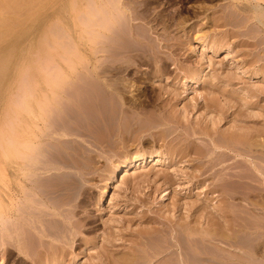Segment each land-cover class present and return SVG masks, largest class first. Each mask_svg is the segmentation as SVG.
Listing matches in <instances>:
<instances>
[{
    "label": "rangeland",
    "instance_id": "374dc122",
    "mask_svg": "<svg viewBox=\"0 0 264 264\" xmlns=\"http://www.w3.org/2000/svg\"><path fill=\"white\" fill-rule=\"evenodd\" d=\"M119 1L124 2V0L108 1L113 13L112 18L119 25V30L135 32L147 26L149 36L156 45L159 44L158 38L165 33L171 46L163 48L164 55L170 56L168 61L170 66H168L173 68L164 75L166 77L159 73L158 77H154L150 72L151 65L147 67L145 64L138 66L137 70L128 71V74L123 73L120 84L126 97L127 104L124 106L142 103L155 97L159 92L163 94L165 88H172L182 91V97L177 102L182 112L189 101L192 102L194 98L199 97V92L202 91L206 98L210 97L207 94L210 90V86L207 89L208 83L202 85L189 83L193 86L187 90L181 85L190 80L191 77L189 78L187 73L191 69L206 68V72L210 71L209 73L214 74L218 80L216 83L218 86L212 88L216 94L223 95L220 93L222 92L220 86L227 81L232 85L229 84L227 92L223 91V96L227 95V98L236 101H241L240 98L245 97L247 105H251L249 108H253L257 114L253 117L248 115V119L245 117L242 124L239 123L242 119H239L240 121L237 119L236 123L232 117L230 120L228 117L225 118L226 120L221 123L223 124L221 131H224L226 126V129L234 134L243 131L241 134L247 138H243L242 142L230 138L232 148L242 147L243 154L223 147L224 150L214 155L216 165L212 171L196 178L176 179V181H170L166 175L170 169L162 163L156 165L151 163L144 170L133 168L129 175H121L118 180L115 179L104 193L108 174L105 168L108 165L109 155L112 162H110V170L126 160L125 158L128 157L126 154H130V151L160 153L169 158L173 146L160 133L155 134L156 142H154L149 132L141 131L140 134L137 130V132L133 131L132 136L130 135L129 141L123 140L121 128L123 126L128 128L129 125L128 122L124 124L121 120L115 126H111V129H118L119 134L121 133L116 138L118 145L114 146L112 152L104 146L106 138L110 137L106 136L105 129L93 132V141L98 143L94 147L88 145L87 151H84L82 145L77 142L81 137L75 134L74 128H78L81 124L87 135L93 124L90 121L89 103H87L88 74L92 71L97 75L100 74L102 61L105 58L101 44L102 36L95 31L91 42L87 26L91 20L98 21L102 18V6L105 0H0V197L9 203L7 197L10 185L12 188L10 194L13 193L14 202H21L20 199L24 195L27 196V192L33 193L34 184L30 180L34 175L38 176L35 177L38 186V197H36L45 203L42 207L49 215L47 219L52 216L51 213L55 217L59 213L65 214L54 217V221L46 219V225L51 229V226L57 229L56 221L62 224L65 222L73 231L79 232L74 240L75 243L73 242L72 253L67 254L66 259L67 263L75 259V264H98L99 251L104 260L111 251L108 247H111L112 243H117L114 249L118 254L129 250L130 247L136 250L144 248L149 254L143 253L142 256L148 258L154 250H163L166 244H161L162 238L169 236L174 227L183 231L189 225L204 224V219L201 217L204 214L200 213L204 211L197 208L194 201L199 199L200 203L209 204L208 199H210L211 204L217 209L224 206L227 210V212L223 211V215L220 209L214 212L213 239L216 241L211 239V242L199 243L191 248L180 245L170 247L167 252L156 255L153 259L154 264H161L159 262L161 258L167 259L166 264H179L178 260L184 253L187 259L190 257L208 259L211 261L210 264L215 263L214 261L217 262L216 264H264V0L263 2L261 0H125L128 6L123 7L124 11ZM135 7L141 12H146L149 23L145 26L136 24L134 27L130 24L128 14ZM151 26L153 29L150 28ZM233 61L232 66L229 63ZM236 65L243 66L248 74H242L240 77L230 73L228 79H225L224 72L228 68L230 72L235 71ZM258 70L262 75L261 78L249 77L250 73ZM232 74L235 78L231 76ZM177 75L180 77H175ZM234 84L236 86H233ZM240 90L245 92L241 93ZM203 109L200 110L205 114ZM134 123L135 129L147 124L145 119L138 117ZM197 123L196 126L201 124L200 121ZM188 128H190L188 122H183L178 127V132H186ZM251 130L256 131L255 138L263 143L260 151L250 149ZM73 146L76 147L75 150ZM63 153L69 156L67 167H59L51 163L50 154H55V159H59L64 156ZM89 158H95L96 165L91 163ZM40 165L53 170L46 171L40 168ZM179 168L192 172L193 167L190 165ZM210 172L212 175H209ZM225 172L228 182L224 181ZM166 189L172 191L171 196L169 199L161 200ZM227 190L229 194L225 195ZM100 196L104 197V203L97 204ZM129 218H134L132 225L126 221ZM197 231L199 232L195 234L197 238L206 234L203 228L199 227ZM182 239H185L184 235ZM120 249L123 250L119 252ZM19 261L29 262L28 264L32 262L31 259L25 260L24 257L15 255L10 258L9 264H20Z\"/></svg>",
    "mask_w": 264,
    "mask_h": 264
},
{
    "label": "bare ground",
    "instance_id": "6f19581e",
    "mask_svg": "<svg viewBox=\"0 0 264 264\" xmlns=\"http://www.w3.org/2000/svg\"><path fill=\"white\" fill-rule=\"evenodd\" d=\"M108 1L105 0V2L103 3L102 18L98 21H92L91 20V22H89L88 26H87V28H88L87 31L89 33V40L91 42H93L95 31H98L100 36H102L101 44L103 47L102 50L105 53L104 54L105 58L102 61V69H101L100 74L98 73V75H97V73H95L93 71L88 74V78H89L88 80L89 81L87 84H88L89 90L86 91L87 92V99H88L87 103H89V109L88 110H89V115L91 116L90 121L93 124L91 127L92 129L88 130L89 133L87 135L84 132V129L82 128L81 124H79L78 128H74L75 134L78 137H81V140H82V141L77 140V142H78V144L82 145L81 147H83L84 151H87L86 149H87L88 145L94 147V146H97V143H98V142L93 141V132L96 130H99V129L100 130L105 129L106 130V136L107 137L110 136V137L106 138L107 141H105L106 144H104V146L108 147L109 150H111V152H112L114 146L118 145V141L116 138L121 133L119 134L120 130H118V129H115V130L111 129V126H115L116 123L120 122V120H121V122H123L124 124H126L125 122H128V125H129L128 128L125 126H123L121 128V131L123 132V135H121V136H123V140L129 141L130 135L133 133V131L134 132L138 131L139 133L142 131V132H149V135L152 136L153 139H151L149 137L148 138L151 139L152 141L154 140V142H156V135L155 134L160 133L161 136L168 139L169 140L168 142H171L173 144V146H171L172 149L169 152V155H170L169 158L164 156L163 154H160V153H151V154L135 153V152L131 153V151H130V154H128V153L126 154L128 156L127 158H125L126 160L122 159L123 161L121 164H116L117 166H115V168H112L110 170H109V168H111L110 167L111 156L109 155V157L107 158L108 159V162H107L108 165L105 168V170L108 171V174L106 176V182H105L106 185L104 188V193L108 191V189L111 186V183L115 179L118 180L119 176L121 177V175L122 176L123 175H129L132 172L131 170L133 168H139V169L143 168L142 170H144V168L146 169V167L148 165H150L151 163H152V165L162 163V164H165L170 169V170H168V172L166 174L167 177L170 178V181L171 180L176 181V179L196 178V177L201 176L205 172L212 171L216 165V162L214 160V157H215L214 155L216 152L224 150L223 147L229 148L232 151L234 150V152H236V153H242V151H241L242 147L241 148L240 147H235V148L233 147L232 148L230 138H234V139H236V141L240 142L241 140H243V138H247L246 136L241 134L243 131L241 133H239L237 131L238 133L234 134L231 131H229L228 129H226L227 126H226V128H224V131H221L220 129L223 127V124H221V123H222V121L226 120L225 118L228 117L230 120L232 117V119H235L236 123H237V119H238V121H240L242 119L239 122L242 124V123H244L243 119L245 117H247L248 115H249L248 117H250V116L253 117V116H256L257 114L253 108H251V109L249 108L251 105L250 106L247 105L248 103H247V101H246L247 99L245 97L244 98L241 97L240 98L241 101H238V100L236 101V100L230 99V97L227 98V95L223 96L224 92L228 91L227 88L230 86L229 84H231V83H227V81H225L224 84L222 83L223 85L220 86V87H222L221 88L222 92H220V93H222L223 95L219 96L220 95L219 93L216 94V92L212 88L218 86L216 84L218 82V80L216 79L214 74L209 73L210 71L206 72V68L202 69L201 67H199L196 70L191 69L189 71V73H187L189 75V78L191 77L190 80H188V83L184 82L181 85L185 86V88L187 90L190 88V86H193V85H189V83L196 84V85H199V84L202 85V84L208 83L207 89H209V86H210V90L207 92V94L210 95V97L206 98L205 95L202 94V91L199 92L198 98L200 100L198 98H194V100L192 102L189 101L184 106L185 110L182 112H181L182 109L180 110V108H178V106H177V102L182 97V91H180V90L178 91V90L172 89V88L171 89L165 88L163 94H159L160 93L159 92L158 95H156L155 97L153 96L152 98H149L148 100H145L144 102L141 101L142 103L139 102V104H138V102H137V104L136 103L129 104L128 107L124 106L127 103H126V97L124 94V90L120 84L121 75L123 73L126 74L128 71L130 72V71L136 69L141 64H143V65L145 64L147 67L149 65H151L152 70L150 72L154 75V77L155 76L158 77V75H157L158 73H159V75H162V76L167 75L170 72V69H173V68L172 67L169 68L170 64H168V61L170 59V56L168 54L164 55L165 51L163 50V48L164 47L169 48L171 45L169 43L170 40L165 33H164V35L162 34L158 38V39H160L158 42L159 44L156 45L155 41L151 40V37L149 36V27L145 26L147 23H149V20L147 18V14L145 11L141 12L137 7L130 10V12L128 14V20L130 21V24H132L133 26L136 24H142L145 27L142 28L141 30H138L135 32L132 30L130 32L119 30V27H118L119 25H117L116 20L114 21L112 18L113 13H112L111 8L109 6L110 3L108 4ZM127 4L128 3L125 0H124V2L119 1V5H121L122 10H123V7H125V5L128 6ZM254 9H256V8H254ZM258 10H260V9L258 8ZM247 14H248V12H247ZM227 19H229V18H227ZM232 19H233V17H232ZM131 20H135V22H131ZM216 21H218V20H216ZM252 22H253V20H252ZM256 25H257V23H256ZM233 26H234V24H233ZM251 26H252V24H251ZM150 28L153 29L152 26ZM253 28H254V26H253ZM154 31H157V30H154ZM236 34L237 33H235V35ZM237 36H238V34H237ZM262 39H263V37H262ZM201 43H204V42L201 41ZM258 50H257V53H258ZM229 52H231V51H229ZM261 53H263V52L261 51ZM254 54H255V52H254ZM258 55H259V53H258ZM232 59H234V58H232ZM228 62H229V60H228ZM233 63H234V61L229 63V64H232V66H233ZM230 66H228V67H230ZM236 67H237V71H236ZM236 67L234 68L235 71H231V72H230V70H228L229 68L228 69L226 68L227 70L225 69L226 70V72H224L225 79H228V76H230L229 75L230 73H233L234 75H240V77L242 76V74H248L247 71L243 68V66L241 67V66L236 65ZM153 69H154V71H153ZM231 70H233V69H231ZM226 73H227V75H226ZM233 74L231 76H233L235 78V76ZM148 75H149V72H148ZM173 75H174V73H173ZM164 77H166V76H164ZM175 77H180V76L177 75ZM249 77L261 78L262 75L260 74V72L258 70L257 72L250 73ZM249 81H251V80H249ZM233 86H236V85L234 84ZM128 87H129V85H128ZM150 87H152V85ZM184 91H185V89H184ZM192 91H193V89H192ZM218 91H220V90H218ZM240 92L244 93L245 90H240ZM205 93H206V91H205ZM46 94H48V93H46ZM149 94H151L150 91H149ZM181 104H183V103H181ZM262 104H263V102H262ZM201 108H204L202 111H205V114L203 112H201V110H200ZM241 110L243 111V113H241ZM257 110H258V108H257ZM245 111H247V113H245ZM236 116H238L239 118H237ZM35 117L37 118L36 115H35ZM137 117L140 119H145L147 124L145 123L146 125H142V126L140 125V127L137 126L138 129H135L136 126H135L134 120H137ZM233 117H235V118H233ZM248 117H247V119H248ZM78 121H81V120H78ZM198 121H200L201 124L199 126H196V124H198L197 123ZM137 122H139V119ZM137 122H136V124H137ZM183 122L184 123L188 122V124L190 125V128H188L186 130V132H178V127L180 125H182ZM80 123H83V122L81 121ZM117 126H119V125H117ZM124 129H125V131H123ZM235 129H236V127H235ZM58 130H59V128H58ZM240 130H242V128ZM250 132H251L250 136L252 138L250 149H255V150L260 151L261 147H263V143L259 142L255 138V136H256L255 130H251ZM140 139H141V137L139 138V141H140ZM224 143H226V144H224ZM76 146H77V144H76ZM17 147H19V145H17ZM75 148L76 147L73 146L74 150H75ZM77 148L79 149L78 146H77ZM169 148H170V146H169ZM227 153H228V151H227ZM54 155L55 154L49 155V157H50L49 159H51L52 164H55L59 167H67L68 166V163H67V160L69 158L68 155L64 154V156L62 158H59V159H55ZM116 156L117 155L115 154V157ZM95 158H91V159L89 158L91 163H94V165H96L95 164L96 162H94ZM47 159H48V157H47ZM87 164H88V162H87ZM91 165H93V164H91ZM190 165L193 167L192 172H187L188 170H184L182 168H179V167H185V166H190ZM39 167L43 168L41 165ZM54 168H56V167H54ZM43 169H45L46 171H52L53 170L51 168H43ZM224 169H226V168L224 167ZM35 173H36V171L34 172V174ZM209 175H212V173L210 172ZM225 175H223V176H225L224 181L225 180L227 181L228 180L227 172H225ZM82 176H83V174H82ZM35 177L36 176L34 175V177L30 180L34 184L33 193L27 192L26 193L27 196H25V195L23 196V191H22L23 197L20 199L21 202L20 201L18 203L14 202V199H15L13 197L14 195H13V193L10 194L11 193L10 189H12L10 187V185H9V196L7 197L9 203H6L0 197V264H9L10 258L15 256V255H20V256L24 257L25 260H26V258L31 259V261H32L31 264H75V261H76L75 259L71 263H67L66 259H67V254L69 255V253H72L71 249H73V242H74V240L77 237L79 232L73 231L72 228L69 225H67L65 222H63L64 224H62V223H59L58 221H56L58 223L57 229H53V228H55L53 226H51L52 227V229H51L46 225L47 220L51 219L52 221H54L55 215L50 212L51 214L50 213L49 214L52 216H50L47 219V216H49V215H47L46 209L42 207V205H44L45 203L41 202L40 200L37 199V197H38L37 196L38 186H37L36 178L38 176L36 178ZM74 177H75V175H74ZM138 179H139V177H138ZM195 184H197V183H195ZM31 187H32V185H31ZM226 192L227 193L225 195H228L229 194L228 190ZM171 193H172V191H170V190L169 191L167 189L164 190V194L161 196V200L169 199V197L171 196ZM103 196L98 197L97 204L104 203V200H103L104 197ZM209 200L210 199H208L209 204H206V203L202 204L199 202L200 201L199 199L194 201L195 206H197V208H200V210L204 211V212L200 211V213L204 214L203 216H201L204 219V221H203L204 224L200 223L202 225V226H200V224L198 222H196V224H199L198 226H195V225L190 226L189 225L183 231L174 227L172 233H169L170 234L169 236H165L164 238H162L161 244H163V243L166 244L165 247L162 248L163 250H157V251L154 250L153 253L150 254V257L143 258V256H142L143 253H147L144 248L143 249L140 248V250H136V249L130 247L129 250H127L121 254H118L117 250L114 249V247H116L117 243L116 244L112 243L113 245H111V247L108 245L109 246L108 248H110L111 251L108 253V257L104 258V260H103L102 255H100L101 253L99 251V257H97V261H98L97 263L98 264H110V263H112V264H154L153 259L156 257V255H160V253L167 252V250L170 247L180 245L182 247L186 246L188 248H191V247H193L199 243L211 242V239H213V236L215 233L214 232L215 229L213 227L214 226V218H215L214 212H217V210L219 211V209H220L222 211V215H223V211L227 212V210H226V207H224V206H222V207L220 206L221 208L217 209L216 207H214L211 204L212 200H210L211 202ZM205 201L206 200H204V202ZM127 207H126V209H127ZM180 208H181V206H180ZM164 210H166V209H164ZM148 213H146V214H148ZM56 215H57V213H56ZM64 215L65 214L59 213V215H57L55 218H57L58 216H64ZM172 216H174V215H172ZM179 216H180V214H179ZM136 219L138 220V218H136ZM64 221L68 222V220H65V219H64ZM126 221H128V223L130 225H132V221H134V218H129ZM52 223H49V224H52ZM138 223H140V222H138ZM161 223H163V222L161 221ZM199 227L205 229L206 234L203 236L201 235V237L197 238L195 236V234L199 233L197 231ZM113 228H116V227H113ZM155 228H157V227H155ZM133 233H134V231H133ZM182 235H184L185 239H182ZM145 238H146V236H145ZM213 240H215V239H213ZM222 240L223 239H221V241ZM156 241H158V239H156ZM76 242H78V241L76 240ZM93 249H94V247H93ZM96 249H98V248H96ZM122 250L120 249L118 251L120 252ZM184 252H186V251H184ZM175 253H177V252H175ZM147 254H149V253H147ZM173 255H175V254L173 253ZM166 261H167V259L161 258V261H159V262L161 264H166ZM214 262L215 263H213V264L217 263L216 261H214ZM19 263L20 264L21 263L28 264L29 262H20L19 261ZM178 263L179 264H197V263L198 264H210L211 261L208 259H206V260L200 259L198 257H194V258L190 257L189 259H187V256L184 253L182 258H180V260H178Z\"/></svg>",
    "mask_w": 264,
    "mask_h": 264
}]
</instances>
